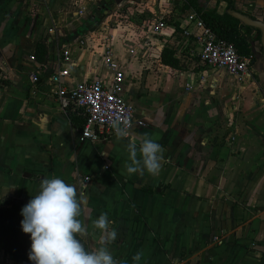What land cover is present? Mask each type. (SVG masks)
I'll return each mask as SVG.
<instances>
[{"label": "crops", "instance_id": "crops-1", "mask_svg": "<svg viewBox=\"0 0 264 264\" xmlns=\"http://www.w3.org/2000/svg\"><path fill=\"white\" fill-rule=\"evenodd\" d=\"M204 1L206 11L217 0ZM233 1L241 13L264 21V0ZM170 2L179 4L180 15L171 13V23L159 36L146 38L144 28L141 42L144 57L156 52L160 64L162 49L173 51L177 69L161 64L145 85L132 84L127 77L139 66L128 62L129 52L120 60L110 39L124 73L122 96L146 125L135 126L130 139L80 141L47 80L50 72L63 67L58 59L66 47L72 54L66 66L68 87L98 77L108 81L101 41L95 43L85 32L64 41L56 35L31 38L23 48L28 55L23 63L26 75L0 89L7 97L0 107V137L7 141V147L0 148V200L11 197L28 203L42 178L58 177L86 197L81 218L89 231L82 238L89 250L99 246V232H93L91 221L107 213L109 230L117 232L108 248L115 259L128 264L138 252L139 264H264V50L251 30L246 40L252 62L241 80L204 68L197 58L199 47L191 39L181 40L182 13L192 9L183 0ZM218 6L217 13L223 14L224 2ZM240 33H245L243 28ZM88 36L86 45H76ZM38 41L45 44L43 63L29 60ZM30 72L38 75L36 84H31ZM128 83L140 111L125 91ZM164 105L169 114L163 112ZM11 132L18 137H8ZM145 133L163 149L156 177L129 175L124 168L128 144L135 139L139 149ZM83 177L91 181L81 189L78 180ZM215 236L220 244L213 242Z\"/></svg>", "mask_w": 264, "mask_h": 264}, {"label": "rangeland", "instance_id": "rangeland-1", "mask_svg": "<svg viewBox=\"0 0 264 264\" xmlns=\"http://www.w3.org/2000/svg\"><path fill=\"white\" fill-rule=\"evenodd\" d=\"M111 1L0 0V81L11 83L15 81V77L26 75L23 63L28 59V55L26 56L23 52V48L31 42L33 36V40H37L56 35L59 40L64 41L69 36L74 39V36L78 37L81 34L80 32H85L83 34H90L95 43L112 35L111 41L115 51L116 49L120 51L119 53L116 51L120 60L128 56V50L131 47H138L135 55H129L131 60L128 62L137 63L139 70L137 73L132 72L127 79L132 84L145 85L154 73H159L162 66L155 60L156 52H152V57L149 59L144 57L141 42L142 30L152 22L153 17L171 16V13L180 15L182 9L178 3L173 5L171 0H126L118 6ZM105 4L108 5L101 10L103 16L99 17L100 7ZM8 7L14 10L10 11ZM78 9L82 10L83 14H80ZM92 19L96 20L95 23L83 31L91 24ZM4 60L5 63H3ZM132 84L128 83L125 91L128 90L129 99L137 107L129 90ZM5 98H7L5 94L0 93V107L6 103ZM163 110L165 114H169V107L166 105ZM10 135L15 139L18 137L16 132H11L8 137ZM5 147H7V141L2 134L0 148L5 149Z\"/></svg>", "mask_w": 264, "mask_h": 264}, {"label": "built area", "instance_id": "built-area-1", "mask_svg": "<svg viewBox=\"0 0 264 264\" xmlns=\"http://www.w3.org/2000/svg\"><path fill=\"white\" fill-rule=\"evenodd\" d=\"M81 11L79 13L83 14ZM169 23L171 20L168 15L153 17L152 22L144 27L145 37L159 36ZM181 29V40L191 39L199 47L197 58L203 66L223 70L227 75L238 80L248 74L251 56L239 55L232 44L218 38L193 10L182 13ZM110 39V36H106L100 42L101 62L109 75L108 81L106 78L98 77L90 82L68 87L65 84V80L69 78V70L66 66L72 63V54L66 47L60 51L58 59L63 67L50 72L47 79L54 88L52 94L60 109L65 114L69 108L78 110L85 118L84 126L79 133L80 141L94 143L117 136L110 125V121L116 115H120L122 119H127L130 123L128 135L124 139L131 138V132L135 126H146L141 119L136 117L134 107L122 96L124 73L120 63L114 59ZM89 40H91L89 36L81 38L76 41V45L83 47ZM48 42H51V39ZM136 51V48L128 50L131 56ZM29 60L33 62L34 57L29 56ZM43 69L46 70V67ZM29 80L31 84H36L38 81L36 72H30ZM121 126L123 127V124ZM90 181L89 177L79 178V187L81 189L87 187ZM213 242L220 244L221 239L215 236ZM4 263L5 261L0 257V264Z\"/></svg>", "mask_w": 264, "mask_h": 264}, {"label": "clouds", "instance_id": "clouds-1", "mask_svg": "<svg viewBox=\"0 0 264 264\" xmlns=\"http://www.w3.org/2000/svg\"><path fill=\"white\" fill-rule=\"evenodd\" d=\"M110 125L118 138L128 135L130 123L120 115H116ZM127 149L129 160L124 165L127 174L159 175L163 149L147 133L141 137L139 149L135 139L130 141ZM86 202V197L78 193L74 184L58 177L41 179L38 191L20 213L23 217L21 229L30 234L28 259L32 264H128L127 260L115 259L108 248L117 239V232L109 230L107 213H101L91 221L93 232H99L98 247L88 251L77 239L89 231L85 219L81 218ZM141 256L142 253H136L132 264H139Z\"/></svg>", "mask_w": 264, "mask_h": 264}, {"label": "trees", "instance_id": "trees-1", "mask_svg": "<svg viewBox=\"0 0 264 264\" xmlns=\"http://www.w3.org/2000/svg\"><path fill=\"white\" fill-rule=\"evenodd\" d=\"M189 7L202 19L204 24L220 39L232 44L237 53L241 56H250V45L246 38L240 33L243 28L245 32L249 33L252 29L245 28L239 22L230 16L224 15L219 17L215 12L202 11L196 0H183ZM106 5H101L98 16L102 17L101 10L106 8ZM96 20L92 19L91 24L83 31L90 28ZM34 59L38 63H43L46 59L45 44L38 41L34 49ZM161 64L172 69L178 68V61L173 58V51L169 49H162L160 54ZM6 81H0V89L7 86ZM67 120L72 128L76 131L82 130L85 118L78 110L68 109L66 111ZM27 203L15 198H5L0 200V257L3 261L6 258L13 260L20 264H32L28 259V252L31 247L30 234L23 233L21 229V220L23 219L21 209ZM85 249L89 250L87 243L81 236H77Z\"/></svg>", "mask_w": 264, "mask_h": 264}, {"label": "water", "instance_id": "water-1", "mask_svg": "<svg viewBox=\"0 0 264 264\" xmlns=\"http://www.w3.org/2000/svg\"><path fill=\"white\" fill-rule=\"evenodd\" d=\"M115 6L121 5L126 0H112ZM199 5V8L204 11L206 6V1L196 0ZM112 3V2H111ZM217 16L222 17L224 15L230 16L231 18L237 20L239 24L243 27L250 28L259 32V42L261 48L264 50V21L253 19L250 16L242 14L238 11H235L231 8L225 10L224 13H215Z\"/></svg>", "mask_w": 264, "mask_h": 264}, {"label": "flooded vegetation", "instance_id": "flooded-vegetation-1", "mask_svg": "<svg viewBox=\"0 0 264 264\" xmlns=\"http://www.w3.org/2000/svg\"><path fill=\"white\" fill-rule=\"evenodd\" d=\"M220 1H222V2H224V4H225V10H228L229 8H231V9H233V10H235V11H238V12H240V10H238V9H236V7H235V4L233 3L234 1L233 0H217L216 1V4H215V6L213 7V9L212 10H208V9H206V11L205 12H215V13H217V9H218V5H219V3H220ZM243 4L244 5H246V4H248V3H245V2H243ZM199 6V5H198ZM224 10V11H225ZM241 13V12H240ZM242 14H244V13H242ZM248 16V15H247ZM246 28V27H245ZM253 30V29H252ZM254 31H256V30H254ZM245 32V31H244ZM256 33H257V36H256V40L257 41H259V32L258 31H256ZM247 32H245L244 34H243V36L247 39ZM259 44H260V42H259ZM252 58V57H251ZM251 62H252V60H251Z\"/></svg>", "mask_w": 264, "mask_h": 264}]
</instances>
